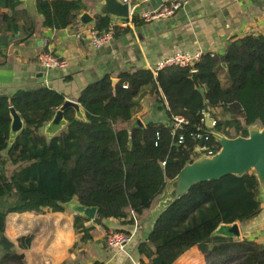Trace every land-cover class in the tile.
Listing matches in <instances>:
<instances>
[{
    "label": "trees",
    "instance_id": "1",
    "mask_svg": "<svg viewBox=\"0 0 264 264\" xmlns=\"http://www.w3.org/2000/svg\"><path fill=\"white\" fill-rule=\"evenodd\" d=\"M35 7L43 27L59 30L75 21L85 4L36 0ZM92 14V28L107 30L111 18ZM132 21L139 23L137 16ZM113 29L118 31L116 25ZM34 31V14L22 0H0V54L10 42L25 41ZM147 85L153 86L166 121L138 126L131 120ZM63 101L61 93L45 86L0 94V264H25L24 255L4 235L8 213L63 211L64 204L76 199L96 207V222H101L99 216L125 220L131 212L138 217L185 164L199 157L198 146L203 155L219 150L215 136L207 132L205 112L215 121L214 131L227 137L247 136L248 126L264 125V32L232 39L222 54L205 52L193 66H166L156 72L138 68L119 73L114 84L105 75L78 94L85 120L68 108L66 125L47 137L41 128ZM10 106L20 113L24 127L8 148ZM217 107L224 119L211 113ZM175 117L185 122L175 126ZM261 203L259 181L250 172L197 182L160 211L138 252L147 256L146 264H172L197 245L202 264H264V244L211 235L220 223L258 215ZM83 219L75 214V231L88 230L79 222ZM32 238L19 237L18 245L27 247Z\"/></svg>",
    "mask_w": 264,
    "mask_h": 264
},
{
    "label": "crops",
    "instance_id": "2",
    "mask_svg": "<svg viewBox=\"0 0 264 264\" xmlns=\"http://www.w3.org/2000/svg\"><path fill=\"white\" fill-rule=\"evenodd\" d=\"M97 1L100 0H82L85 4L82 11L93 17ZM128 1L129 19L111 18L118 31L109 43L99 48L84 41L86 33L81 39L76 37V33L92 28L94 20L83 25L77 17L67 27L53 30L41 25L39 13H32L34 33L25 41L10 42L0 56V94L10 95L19 88L45 86L61 93L64 99L77 101L83 87L105 75L117 82L119 73L138 68L153 70L159 59L177 50L222 54L230 40L264 32V0H189L174 14L148 21L141 15L147 9H153L149 0ZM133 16L138 17L139 23H133ZM43 51L65 59L67 67L43 70L38 61V55ZM214 109L210 111L214 112ZM204 116L210 117L207 112ZM136 118L143 124L149 120L166 121L164 107L151 85L142 89L131 121ZM169 197L170 191L165 189L133 223L126 222L130 218L134 220L131 213L125 220L110 217L101 218V222H96L95 215L81 214L84 219L79 222L88 230L75 231L74 216L77 213L66 204L63 211L43 214L11 212L5 218L4 235L14 243L16 251L24 255L25 264H146L147 256L138 252V245L146 240ZM73 201L77 202L76 199ZM261 207L262 212L258 215L237 222L241 239L264 244L263 203ZM111 229L129 232L131 238L124 251L107 247L105 236ZM28 235L33 236L30 245L19 246L18 238ZM202 263L203 255L197 245H193L172 264Z\"/></svg>",
    "mask_w": 264,
    "mask_h": 264
},
{
    "label": "water",
    "instance_id": "3",
    "mask_svg": "<svg viewBox=\"0 0 264 264\" xmlns=\"http://www.w3.org/2000/svg\"><path fill=\"white\" fill-rule=\"evenodd\" d=\"M24 7L29 13H35L36 0H22ZM169 0H149L152 8L168 2ZM94 9L102 16H109L113 19H129V2L124 0H100L94 3ZM78 20L83 25L93 21V17L86 11L78 13ZM91 35H87L84 41H89ZM194 65V61L190 66ZM226 67L225 63H222ZM192 80L197 85L196 73L192 72ZM116 83L113 81V84ZM72 108L74 116L77 119L85 120V112L76 100L64 99L62 104L57 107L53 113L52 118L41 128V132L47 137H51L59 132L65 125L66 119L64 117V110ZM9 138L7 147L10 148L16 140L18 134L24 127V120L20 113L13 107H9ZM135 125L143 126V123L136 118L133 122ZM205 125L207 132L213 134L220 148L217 152L210 155H204L202 158H195L192 162L185 164L178 174L170 180L165 189L170 191V197L164 208L179 196L185 194L188 189L197 182L218 179L226 174L242 175L246 172L253 171L256 175L259 184L264 186V125L255 123L260 127V131L250 133L248 130L247 136L227 137L224 134L216 133L214 131V123L211 117H205ZM249 127V126H248ZM204 139V137H203ZM202 143V140H201ZM164 189V190H165ZM71 200L66 203L70 205V209L78 215L86 217H94L96 214V207H89L79 204ZM163 208V209H164ZM162 209V210H163ZM101 219L102 217L99 216ZM211 235L222 236L226 238L241 239V232L237 222L220 223L212 232Z\"/></svg>",
    "mask_w": 264,
    "mask_h": 264
},
{
    "label": "built area",
    "instance_id": "4",
    "mask_svg": "<svg viewBox=\"0 0 264 264\" xmlns=\"http://www.w3.org/2000/svg\"><path fill=\"white\" fill-rule=\"evenodd\" d=\"M129 2L128 0H124ZM189 0H169L168 2L161 4L153 9H147L142 15L141 18L145 21L159 18V17H168L174 14L179 8H181L186 2ZM113 21L111 20L110 25L107 30L102 32H97L93 28H89L83 30L81 32L76 33L77 38H82L83 34L91 35L90 44L93 48H99L111 41L114 36V29H113ZM205 52L201 50H197L193 53L183 50L174 51L157 61L155 64L153 71L156 72L157 70L166 67V66H179V67H186L190 65L192 61L194 63L198 61L202 54ZM211 56L214 55L213 52H208ZM2 54H0L1 56ZM3 56V55H2ZM38 61L43 70H48L50 68H65L67 67L68 63L65 59L58 57L57 55L53 54L50 51H43L38 55ZM194 71V70H193ZM192 71V72H193ZM123 88H126V84L122 85ZM181 122H185L182 117H175L174 118V125L178 126ZM215 124V121L213 120ZM182 141V137H178V142ZM134 221L136 222L135 215L131 212ZM130 235L124 231H119L116 229H111L106 233L105 236V243L107 247L110 249H114L116 251H124L125 246L130 241Z\"/></svg>",
    "mask_w": 264,
    "mask_h": 264
},
{
    "label": "rangeland",
    "instance_id": "5",
    "mask_svg": "<svg viewBox=\"0 0 264 264\" xmlns=\"http://www.w3.org/2000/svg\"><path fill=\"white\" fill-rule=\"evenodd\" d=\"M221 78L222 79H224V77H223V75L221 76ZM211 113H213L214 115H215V118L216 119H224L225 117H226V114H224V112H223V109L221 108V107H217V108H215L214 109V112H212L211 111ZM209 114V113H208ZM248 128V127H247ZM230 133H231V136H235V132H234V130L233 129H230ZM221 135H223V134H221ZM201 147L200 146H198L197 148H196V151H197V153H198V155H199V157L197 158V159H199L200 157H203L204 155L201 153ZM196 160V159H195ZM250 173H253V171H249ZM260 190H261V193H260V200H261V202L264 204V186H262V185H260ZM72 203H74V202H72ZM70 205H71V203H70ZM69 204H67L66 206H70ZM70 208V207H69Z\"/></svg>",
    "mask_w": 264,
    "mask_h": 264
},
{
    "label": "bare ground",
    "instance_id": "6",
    "mask_svg": "<svg viewBox=\"0 0 264 264\" xmlns=\"http://www.w3.org/2000/svg\"><path fill=\"white\" fill-rule=\"evenodd\" d=\"M248 130L250 131V133H256V132L260 131V127L257 125H250L248 127ZM200 158H202V157H200Z\"/></svg>",
    "mask_w": 264,
    "mask_h": 264
}]
</instances>
